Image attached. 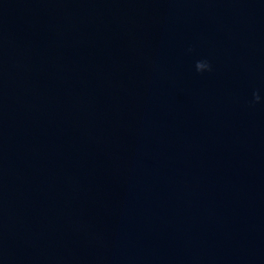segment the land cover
<instances>
[{"label": "water", "instance_id": "1", "mask_svg": "<svg viewBox=\"0 0 264 264\" xmlns=\"http://www.w3.org/2000/svg\"><path fill=\"white\" fill-rule=\"evenodd\" d=\"M0 264H264V0H0Z\"/></svg>", "mask_w": 264, "mask_h": 264}, {"label": "clouds", "instance_id": "2", "mask_svg": "<svg viewBox=\"0 0 264 264\" xmlns=\"http://www.w3.org/2000/svg\"><path fill=\"white\" fill-rule=\"evenodd\" d=\"M204 67L207 68L208 70H210V64L206 59L204 61Z\"/></svg>", "mask_w": 264, "mask_h": 264}]
</instances>
